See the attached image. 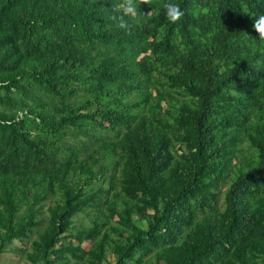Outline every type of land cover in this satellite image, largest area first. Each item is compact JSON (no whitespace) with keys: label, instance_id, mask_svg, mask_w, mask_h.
<instances>
[{"label":"trees","instance_id":"obj_1","mask_svg":"<svg viewBox=\"0 0 264 264\" xmlns=\"http://www.w3.org/2000/svg\"><path fill=\"white\" fill-rule=\"evenodd\" d=\"M118 2L0 0V261L264 264V0Z\"/></svg>","mask_w":264,"mask_h":264},{"label":"clouds","instance_id":"obj_2","mask_svg":"<svg viewBox=\"0 0 264 264\" xmlns=\"http://www.w3.org/2000/svg\"><path fill=\"white\" fill-rule=\"evenodd\" d=\"M152 0H119L118 3H111L113 12V20L117 22L120 28L127 29L129 21L138 16V9L141 4L150 5ZM163 8L169 22L176 23L184 15L178 4L166 0ZM253 29L258 34V38L264 41V14L255 16L253 21Z\"/></svg>","mask_w":264,"mask_h":264},{"label":"rangeland","instance_id":"obj_3","mask_svg":"<svg viewBox=\"0 0 264 264\" xmlns=\"http://www.w3.org/2000/svg\"><path fill=\"white\" fill-rule=\"evenodd\" d=\"M80 219H83V217H81ZM85 222H88V219L84 220ZM138 223L141 226H146L145 223H142L140 221H138ZM15 245L17 246H22V242L21 241H15ZM2 264H31V261L27 259L25 253L23 252H7L4 253L1 261Z\"/></svg>","mask_w":264,"mask_h":264}]
</instances>
